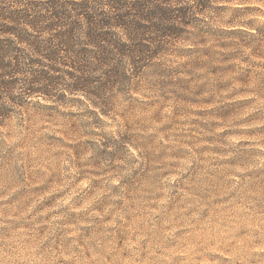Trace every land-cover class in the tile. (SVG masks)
Wrapping results in <instances>:
<instances>
[{
    "label": "rangeland",
    "instance_id": "374dc122",
    "mask_svg": "<svg viewBox=\"0 0 264 264\" xmlns=\"http://www.w3.org/2000/svg\"><path fill=\"white\" fill-rule=\"evenodd\" d=\"M102 112L0 126V264H264V0H221Z\"/></svg>",
    "mask_w": 264,
    "mask_h": 264
},
{
    "label": "trees",
    "instance_id": "16d2710c",
    "mask_svg": "<svg viewBox=\"0 0 264 264\" xmlns=\"http://www.w3.org/2000/svg\"><path fill=\"white\" fill-rule=\"evenodd\" d=\"M221 0H0V126L35 97L103 111Z\"/></svg>",
    "mask_w": 264,
    "mask_h": 264
}]
</instances>
